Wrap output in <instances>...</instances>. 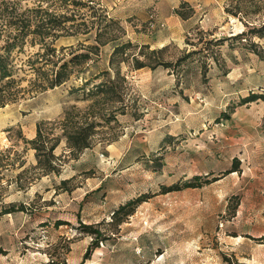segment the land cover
Here are the masks:
<instances>
[{"label":"rangeland","instance_id":"rangeland-1","mask_svg":"<svg viewBox=\"0 0 264 264\" xmlns=\"http://www.w3.org/2000/svg\"><path fill=\"white\" fill-rule=\"evenodd\" d=\"M99 1L110 15L124 9L113 16L132 44L115 64L114 93L92 102L70 89L104 68L111 77L109 42L43 88L24 63L38 42L27 39L12 56L22 89L0 104V264H264V100L238 103L264 91V37L251 38L258 55L230 36L264 21V0ZM92 37L58 35L49 57ZM150 49L170 61L197 50L175 66L132 68ZM64 109L114 116L95 117L89 144L74 155L60 136L56 171L41 172L22 137L37 120L58 132ZM192 174L200 183L182 185Z\"/></svg>","mask_w":264,"mask_h":264},{"label":"trees","instance_id":"trees-1","mask_svg":"<svg viewBox=\"0 0 264 264\" xmlns=\"http://www.w3.org/2000/svg\"><path fill=\"white\" fill-rule=\"evenodd\" d=\"M183 3L185 1H180L178 6ZM174 12L179 16H186L178 8H175ZM89 31L93 32L92 43L81 44L80 50H71L67 56L60 57L58 61H52L49 57L54 53V46L50 42L58 35ZM230 36L238 41H243V44H248V49L259 55L261 50L259 47L256 48V42L251 38L253 36L264 37V21L245 25L244 28ZM27 39L30 44H33L34 41L39 44L38 49L32 54L30 53L24 63L28 64V71L33 72L34 76L39 77V73L41 74L40 77L44 79V82H41L42 80L37 82V85L41 88L64 81L71 73L72 67L86 62L91 54L97 53L100 45L109 42L111 49L108 53L107 63L111 70V77H103L107 72L104 68L91 75V77L101 76L98 80L90 82V76H82V80L78 84L70 86V89L79 91L81 98H91L92 102L98 94L114 93L113 78L118 73L115 64L126 58L127 53L125 52L132 45L127 38H124L117 18L110 15L99 0H0V104L14 98L18 91L22 89V86L18 84L21 76L19 77L13 72L14 67L11 59L14 51L19 49ZM222 40V37L215 38L214 43L219 44ZM195 50L197 49L183 52L173 61H170L163 60L153 54L158 50L150 49L146 51V54L143 53V58L133 57V60L130 59L129 63L132 68L141 66L153 68L157 65L162 67L175 66ZM31 55H33V58H30ZM204 70L205 64L202 63L201 71ZM34 76L31 79H34ZM88 83L90 84L86 85ZM257 97H262L264 100V91L250 90L239 96L238 103ZM113 112V110H110L105 115L106 112L99 114V112L95 113L92 110H83V112L73 116L68 109H64L61 117L57 119L58 132L49 135L48 131L42 126L43 121L37 120L34 124L33 135L27 138L22 137V141L33 148L34 164L40 166L41 172L56 171L57 167L53 159L52 148L57 143L58 138L60 136L64 138L68 150L74 155L89 144V135L95 129L94 125L99 123V119L95 117L102 115V118L108 120L114 116ZM221 114L227 116V112L221 111ZM261 125L264 131V120L261 121ZM50 132L52 133L51 130ZM4 149L7 150V148ZM21 163L22 160H19L18 164ZM233 168H228V170ZM198 178L199 174H192L190 179L182 181V185L198 184L200 183ZM176 185V183H173L168 185L167 188L176 187ZM139 199L140 196L136 195L128 198L126 202L138 201ZM122 205L120 204V206ZM262 237L264 238V235ZM48 264L62 263L51 258L48 260Z\"/></svg>","mask_w":264,"mask_h":264},{"label":"crops","instance_id":"crops-1","mask_svg":"<svg viewBox=\"0 0 264 264\" xmlns=\"http://www.w3.org/2000/svg\"><path fill=\"white\" fill-rule=\"evenodd\" d=\"M110 1H114V0H110ZM144 1H148V0H144ZM184 1H187V2H191L192 0H184ZM178 0H175V3L172 4V6H175L177 4ZM114 3V2H113ZM117 11H112L110 12L111 14L115 15V16H120L121 13H123L124 9H116Z\"/></svg>","mask_w":264,"mask_h":264},{"label":"built area","instance_id":"built-area-1","mask_svg":"<svg viewBox=\"0 0 264 264\" xmlns=\"http://www.w3.org/2000/svg\"><path fill=\"white\" fill-rule=\"evenodd\" d=\"M150 16V15H149ZM150 19V18H149ZM149 25H152V22H149Z\"/></svg>","mask_w":264,"mask_h":264}]
</instances>
